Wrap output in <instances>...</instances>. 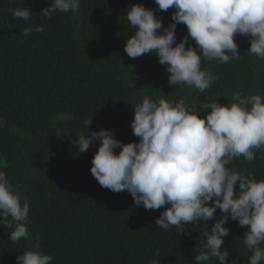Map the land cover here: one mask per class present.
Returning a JSON list of instances; mask_svg holds the SVG:
<instances>
[{
	"label": "trees",
	"instance_id": "trees-1",
	"mask_svg": "<svg viewBox=\"0 0 264 264\" xmlns=\"http://www.w3.org/2000/svg\"><path fill=\"white\" fill-rule=\"evenodd\" d=\"M50 3L0 0V171L30 206L28 239L12 242L14 228L0 224V264H16L18 255L37 244L53 257L51 264H152L153 259L196 264L219 209L206 225H185V234L175 226L162 229L155 221L167 206L145 210L135 206L127 190L102 187L90 172L99 141L83 153L72 142L78 134L104 129L124 144L138 143L130 126L132 107L145 95L183 99L201 118L203 103L227 105L236 92L264 97V59L247 52L250 37L237 35L239 60H202L201 68L214 78L209 89L171 86L155 54L133 59L124 47L135 32L126 18L128 8L142 4L154 10L164 27L173 22V8L158 11L154 0H81L75 14L38 15ZM25 7L33 13L30 20L14 18L10 9ZM28 25L44 31L25 36ZM185 35L187 27L178 24L177 43ZM188 44L195 47L191 38ZM86 121H91L88 130ZM254 152V160L241 156L227 167L264 180V150ZM225 227L229 235L221 249L229 252L228 264H249L252 251L242 240L248 226L229 219ZM207 264L219 262L213 257Z\"/></svg>",
	"mask_w": 264,
	"mask_h": 264
},
{
	"label": "clouds",
	"instance_id": "clouds-1",
	"mask_svg": "<svg viewBox=\"0 0 264 264\" xmlns=\"http://www.w3.org/2000/svg\"><path fill=\"white\" fill-rule=\"evenodd\" d=\"M80 2L51 0L38 15L51 17L57 11L75 14ZM154 2L158 11L175 10L173 22L164 27L154 10L132 5L126 10V18L135 32L126 40L124 51L133 59L155 54L158 63L166 66L169 85L183 84L205 92L214 78L201 68L202 60L225 64L239 60V46L234 42L237 35L250 37L247 52L264 59V0ZM10 11L14 18L25 22L33 14L27 7ZM178 24L187 27V35L177 43ZM33 31L43 32L44 28L28 25L22 34L27 36ZM189 38L195 47L188 44ZM232 101L227 105L217 100L203 103L200 110L206 115L201 118L197 107L186 105L183 99L171 102L145 95L132 107L134 119L130 126L138 143L124 144L112 130L104 129L78 134L72 142L83 153L99 141L90 172L102 187L114 193L127 190L135 206L145 210L167 206L155 221L162 229L175 226L185 234V225H206L219 209L220 218L204 233L205 250L195 255L196 264H207L213 257L219 264H228L229 252L221 246L222 238L229 235L225 227L229 219L241 227L248 226L242 240L252 251L249 264L264 261V248L260 247L264 243V180H257L251 172L244 175L227 167L241 156L252 161L254 150H264V97L236 92ZM85 123L88 130L91 121ZM29 211L28 198L21 196L6 173L0 171V224L14 228L9 235L12 242L28 239ZM52 260L37 244L18 255L16 264H51ZM152 264L159 261L153 259Z\"/></svg>",
	"mask_w": 264,
	"mask_h": 264
}]
</instances>
